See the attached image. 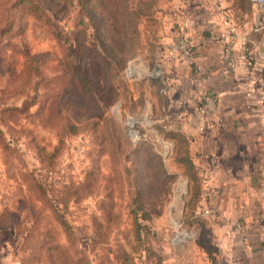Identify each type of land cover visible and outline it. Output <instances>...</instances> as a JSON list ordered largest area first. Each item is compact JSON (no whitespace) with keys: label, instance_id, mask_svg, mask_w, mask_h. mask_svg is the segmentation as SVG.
<instances>
[{"label":"rangeland","instance_id":"1","mask_svg":"<svg viewBox=\"0 0 264 264\" xmlns=\"http://www.w3.org/2000/svg\"><path fill=\"white\" fill-rule=\"evenodd\" d=\"M175 3L0 0V264H203Z\"/></svg>","mask_w":264,"mask_h":264},{"label":"crops","instance_id":"2","mask_svg":"<svg viewBox=\"0 0 264 264\" xmlns=\"http://www.w3.org/2000/svg\"><path fill=\"white\" fill-rule=\"evenodd\" d=\"M174 1L183 15L178 26L195 45V64L186 66L169 50L179 30L168 39L170 54H163L171 55L179 79L172 90L187 102L188 115L178 123L190 136L191 155L203 177L198 214L213 235L211 254L200 246L203 264H213V256L233 264H264V9L250 0ZM228 14L236 16L240 32L249 37L248 48L257 54L253 68L241 65L232 74L223 65L220 41ZM259 20L263 31L254 34ZM205 96L218 100L215 114L202 108ZM198 113L203 132L188 124Z\"/></svg>","mask_w":264,"mask_h":264},{"label":"built area","instance_id":"3","mask_svg":"<svg viewBox=\"0 0 264 264\" xmlns=\"http://www.w3.org/2000/svg\"><path fill=\"white\" fill-rule=\"evenodd\" d=\"M250 2L261 10L264 9V0H250ZM263 31V24L259 20L253 27L252 32L259 34ZM220 41L223 45L222 62L226 72L234 73L239 66L244 65L253 68L257 63V54L248 48L249 37L247 34L240 32L238 24L231 17L225 20V27L221 30ZM172 56L180 57L184 60L186 66L193 67L195 64V45L187 36H177L173 38ZM204 111L215 114L218 109V100L213 96H205L202 99ZM183 115H180L181 119ZM196 117V118H194ZM190 122L195 128L201 132L204 127L200 125V113L194 115ZM214 214V211L208 212ZM225 264H233L231 261L225 260Z\"/></svg>","mask_w":264,"mask_h":264},{"label":"trees","instance_id":"4","mask_svg":"<svg viewBox=\"0 0 264 264\" xmlns=\"http://www.w3.org/2000/svg\"><path fill=\"white\" fill-rule=\"evenodd\" d=\"M227 17H231L233 20L236 21V16L233 15V14H228ZM192 168L194 169L195 168V180H192L193 181V185L196 184V186L198 188H203V177L201 175V170L200 168L195 164V163H192ZM201 196H199L198 198V202H199V199H200ZM197 202V203H198ZM199 204V203H198ZM200 215V214H199ZM203 217V216H202ZM202 228L198 229V233L201 237V241L203 243V246L206 248V250L208 251L209 254L212 253V249H213V235H212V232H211V228H210V225L208 223V221L203 217V221H202ZM205 242V243H204ZM211 260L213 262V264H225V260L224 258H221V259H218L216 257H211Z\"/></svg>","mask_w":264,"mask_h":264}]
</instances>
